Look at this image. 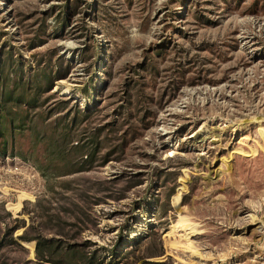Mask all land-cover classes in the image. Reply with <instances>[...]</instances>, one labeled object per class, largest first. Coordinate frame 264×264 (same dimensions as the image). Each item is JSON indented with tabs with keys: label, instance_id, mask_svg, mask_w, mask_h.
<instances>
[{
	"label": "rangeland",
	"instance_id": "obj_1",
	"mask_svg": "<svg viewBox=\"0 0 264 264\" xmlns=\"http://www.w3.org/2000/svg\"><path fill=\"white\" fill-rule=\"evenodd\" d=\"M24 230L264 264V0H0V264Z\"/></svg>",
	"mask_w": 264,
	"mask_h": 264
},
{
	"label": "trees",
	"instance_id": "obj_2",
	"mask_svg": "<svg viewBox=\"0 0 264 264\" xmlns=\"http://www.w3.org/2000/svg\"><path fill=\"white\" fill-rule=\"evenodd\" d=\"M62 101L66 102V99H62ZM85 112H88L89 108L84 109ZM74 118V117H73ZM104 127V126H103ZM102 126L97 127V130L101 131L103 129ZM64 137L68 135L67 131H64ZM98 134V133H96ZM68 137V136H67ZM99 142V140H98ZM77 144V143H75ZM72 146V147H76ZM83 146V145H82ZM91 154V153H90ZM12 231L9 232V241L11 243L19 244L18 239L14 238L12 236ZM18 238L26 240H35L36 247H35V257L36 259L43 263V264H92L93 261L90 259V257L84 256V254L80 253L79 248L77 247V244L74 242L66 243L64 246V250L59 252V249L61 248L62 244L59 241L60 239L56 238H49L45 236H29L27 234V231L24 230L22 233L18 234ZM61 255L60 258L54 259L52 258L53 253H57ZM146 264H165V261H147L144 262Z\"/></svg>",
	"mask_w": 264,
	"mask_h": 264
}]
</instances>
